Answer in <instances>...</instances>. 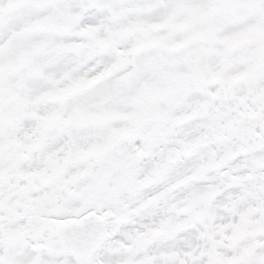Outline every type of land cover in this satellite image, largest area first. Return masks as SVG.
Wrapping results in <instances>:
<instances>
[{
	"label": "snow or ice",
	"instance_id": "snow-or-ice-1",
	"mask_svg": "<svg viewBox=\"0 0 264 264\" xmlns=\"http://www.w3.org/2000/svg\"><path fill=\"white\" fill-rule=\"evenodd\" d=\"M0 264H264V0H0Z\"/></svg>",
	"mask_w": 264,
	"mask_h": 264
}]
</instances>
